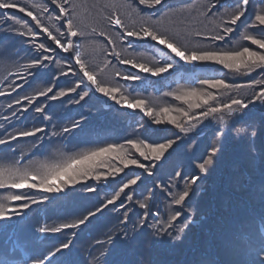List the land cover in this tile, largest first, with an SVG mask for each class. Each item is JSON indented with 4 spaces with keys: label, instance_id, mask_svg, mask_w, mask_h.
<instances>
[{
    "label": "trees",
    "instance_id": "1",
    "mask_svg": "<svg viewBox=\"0 0 264 264\" xmlns=\"http://www.w3.org/2000/svg\"><path fill=\"white\" fill-rule=\"evenodd\" d=\"M214 3L217 7L212 8ZM237 3L238 0H162L159 5L148 6L140 4L139 0H68L65 5L64 0H55V3L53 0H19L17 8L0 9V140L7 141L0 144V168L5 169V175L17 167L34 169L41 163L56 162L61 159L60 153L79 154L108 143L124 144L128 158L156 165L149 175L137 165L125 168L114 159L112 164L123 169L115 177L100 180L89 177L61 193L28 187L0 188V202L11 206L29 203L28 209L19 216L13 215L7 222L11 230L0 229V263L31 264L33 258H43L62 243H71L79 264H104L103 254L109 247L112 251L108 259L112 264L121 261L128 264H236L242 259L238 236L244 237L245 245L253 252L259 247L258 229L260 217L264 216V193L261 191L264 185V102L251 101L262 86L255 82L264 80V70L236 73L221 65L194 66L176 58L173 63L177 64V71L189 73L201 67L221 71V75L187 82L174 79V72L163 74L162 78L141 73L143 83L125 81L122 76L115 75L116 71L122 74L138 71L131 65L121 64L117 53L121 58L152 65L162 58L158 49L170 51L156 42L136 41L131 37L121 40L124 29L112 23L116 17L128 30L149 26L166 33L181 50L213 49L215 46V50L249 47L264 52L250 40L243 39L244 35L264 38V26L253 24L255 15L264 10V0H249L247 11L233 26L230 17L238 10ZM60 6L67 7V18L74 20L77 36L67 35ZM20 7L25 11L21 12ZM29 11L40 24L28 16ZM17 19L20 24L15 23ZM221 24L235 30L229 34L230 38L213 41L212 35L222 33ZM29 28L34 36L28 34ZM44 28L58 37L61 44L71 39L87 69L99 82L109 86L124 85L131 96L149 101L150 107L183 108L195 115L199 110L189 109L187 102L167 93L180 86L218 92L201 85L200 81L224 79L230 85L241 87L225 92L219 99L224 103L232 98L245 99L250 102L249 109L235 123L229 121L231 129L222 137L217 133L227 130L228 125H219L213 119L202 121L198 129L187 135L179 133L166 121L157 125L140 110L121 107L96 92L80 72L73 58L75 52L70 56L63 51ZM57 28L65 35L61 36ZM129 42L134 46L129 47ZM39 44H44L45 49H40ZM48 56L52 59H44ZM33 60L42 63L28 67ZM69 88L76 91L69 92ZM46 89L51 91L46 92ZM60 91H64L65 96H58ZM41 92L45 95H38ZM84 92L88 95L81 100ZM38 108L42 111L37 112ZM171 114L181 117L176 111ZM181 120L183 122L182 117ZM77 122L82 125L80 130L73 128ZM249 123L251 127L247 126ZM237 128L246 130L237 135ZM35 129L41 131L34 136L17 135ZM65 129L71 131L65 132ZM253 131L256 133L254 142L250 135ZM129 139L153 144L174 139L176 143L161 161H145L126 144ZM212 148H217L218 152L207 166L208 170L201 173L198 164L208 158ZM98 171L107 172L108 169ZM137 176L140 177L137 184L125 188L115 202L107 204L86 224L58 233L39 231L41 227L50 229L82 219L88 212L106 204L129 179ZM192 176L200 177L196 184L188 183ZM186 186L189 197L181 205L174 204L173 200ZM9 194L24 195L37 203L29 200L8 202L4 198ZM140 202H145L147 207L141 208ZM176 211H181L182 215L177 221H171L170 216ZM145 213L148 214L146 224L141 230L139 222L145 218ZM125 214L127 223H124ZM186 222L188 227L180 233L178 230ZM152 225L156 227H150ZM134 228L137 230L135 240L124 244L120 237L125 232L132 236ZM109 238L115 243L110 245Z\"/></svg>",
    "mask_w": 264,
    "mask_h": 264
},
{
    "label": "snow or ice",
    "instance_id": "2",
    "mask_svg": "<svg viewBox=\"0 0 264 264\" xmlns=\"http://www.w3.org/2000/svg\"><path fill=\"white\" fill-rule=\"evenodd\" d=\"M55 3V0H53ZM65 5H67L68 0H64ZM140 4H146L148 6H155L162 3V0H139ZM249 0H238L237 8L234 14L230 17L231 25L235 26L240 18L247 11V5ZM19 6V0H0V9H13ZM75 7V6H74ZM212 8L217 7V4H212ZM21 12L25 11L24 7H20ZM60 12L65 17L64 22L67 27V35L69 37L77 36V31L74 29V20L67 18L68 9L66 6H60ZM28 16L36 20L37 24H40V21L37 17L33 16V13L29 11ZM75 15V13H73ZM13 19H15L13 17ZM59 19V17L57 18ZM111 19V18H110ZM15 23L20 24V20H15ZM112 23L120 26L124 29V32L120 35L121 40H126L131 37L136 41H151L156 42V45H163L165 49L170 51H165L162 49L163 56L160 61H156L154 64L150 65L148 62H139L135 59L121 58L120 54L117 53V59L121 64L131 65L132 68L137 69L136 72H131L127 74H122L120 71H116L115 75L117 77L123 78L125 81H139L143 83L144 77L141 76V73L149 74L151 77L162 78L163 74L171 75L173 72L177 71V64L173 63L176 58H179V61L184 62L189 65H199L203 63H213L221 65L224 69L233 70L236 73L244 72L246 74H251L257 69L264 70V52L253 51L249 47H242L239 50H215L213 49H204V50H181V47L170 39L166 33H162L152 27L144 26L139 30L132 29L128 30L125 28L122 20L119 17H116L112 20ZM254 25L264 26V10H261L255 15L253 21ZM24 27H27L25 24ZM222 28V33H218L211 36L213 41H224L226 37L230 38L229 34L232 33L235 29L234 27H228L224 24L219 26ZM44 32H47L49 37L56 41V44L62 48L63 51L69 52V55H72V52H75V62L79 65L80 72L83 73V76L87 78V81L94 86L95 91L103 94L117 105L121 107H126L128 109L140 110L144 116L151 117L152 122L159 125L165 121L174 125L176 129L179 130V133L187 135L192 132L194 129H198V126L202 121L213 119L218 121L219 125H228V129L224 132H218V136L226 135L228 130L231 129V123H235L237 120L244 117L245 113L249 109V103L245 99L241 98H232L227 103L222 102L219 97L223 96L225 92L232 90L233 88H238L241 86L230 85L224 79H203L200 81L201 85H207L211 89H217L218 92L208 91L204 88L197 87H184L180 86L177 90L167 93L169 96L175 97L176 100L184 101L188 103L189 109H197L195 115H191L189 111H185L183 108L172 109L170 107H150L149 101L145 99H140L133 97L129 94L128 88L124 85L117 84L115 86H109L102 82H99L96 77L90 72L85 62L81 57V52L78 50V47L73 44L72 40L69 39L66 44H61L60 39L56 36H53L52 33L47 29H43ZM57 32L61 36L65 33L60 32V29L57 28ZM29 35H35L34 32L29 28ZM103 35V33H101ZM243 39L250 40L253 45H258L260 49H264V38H255L251 35H244ZM111 43V40L109 41ZM156 45H153L155 47ZM134 45L129 42V47ZM40 49H45L44 44H39ZM71 50V51H70ZM125 52L127 49L124 50ZM174 54V55H173ZM46 60H51L52 57H45ZM41 60H33L31 65L28 67H34L41 65ZM59 63V61H57ZM256 84L262 85L260 90L252 97V103L259 100L264 102V80L255 82ZM252 87L254 85H248ZM79 87V83L77 85ZM51 89H46V92H50ZM69 92L76 91V89L69 88ZM38 95H45V92L38 93ZM88 93L84 92L81 94L80 99L83 100ZM58 96H65L64 91H60ZM35 97H33L34 99ZM56 99L57 97H52ZM191 101H196L195 103ZM31 103V101H29ZM37 112L42 111L38 108ZM176 111L181 114V117L172 115L171 113ZM231 121V123H229ZM251 127L249 123L247 125ZM82 125L77 122L73 125V128L80 130ZM141 129L146 132L144 125H141ZM246 129L237 128L236 134L239 135L243 133ZM41 131V129H35L33 132H21L17 135L19 136H29L35 135L36 132ZM65 132L71 131V129H65ZM179 133L176 134V140L180 139ZM251 138L254 142L255 140V131L251 134ZM16 137H10V139H15ZM174 139H167L163 143H145L143 140L137 142L136 140L129 139L126 141L127 145H130L134 148L140 157H143L145 161H161L162 157L165 156V153L172 148L176 143ZM7 141L0 140V144H5ZM254 147V143H253ZM218 152L217 148L210 149L208 158L204 159L202 163L198 164V168L201 173L208 170L207 166L212 164L213 156ZM61 159L53 163H41L36 168H14L9 170L8 174L5 175V169L0 168V188H11V189H21L23 187L33 188V189H42L47 192H57L61 193L66 188L70 189L72 186L76 185L80 181L85 180L86 178H94L100 180L102 178L107 179L109 176L115 177L117 173L123 171L120 167H115L112 164V160L118 159L124 167L129 165H137L139 168L144 169L149 175H152L151 168L156 166L146 165L140 163L138 159L128 158V153L124 144H113L108 143L107 146H100L92 148L88 151H84L79 154L74 155H64L63 153L59 154ZM106 168L107 172L98 171L99 169ZM177 175H181L177 173ZM140 179L137 176L135 179H129L126 184L117 191L115 195L111 197V200H108L106 204L101 205L100 208H97L95 211L88 212L82 219H77L74 223L68 224L63 223L59 227L45 228L41 227L39 231L58 233L63 229L67 228H78L81 225L86 224L90 217H94L96 213L100 212L102 209L107 207V204H112L120 197L121 192L125 188H128L129 185L137 184V181ZM200 179L199 176H192L189 184H196ZM35 181V182H30ZM59 182V183H57ZM89 191H94V189H89ZM261 191L264 193V185L261 186ZM190 193L188 187L186 186L184 191L181 192L178 198L173 200V203L176 205H181L182 202L186 201V198L189 197ZM132 197L129 196V199ZM8 202H16L21 200H29L31 203H37L35 200H31L30 197L24 195L9 194L4 198ZM123 207V205H122ZM140 207H147L145 202H140ZM29 208V203H20L18 206H11V204H6L0 202V221L5 222L0 224V229L4 231L11 230L8 221H10L13 215L19 216L24 209ZM141 218L139 225L142 230L146 224V216ZM181 211H176L174 215L170 216L171 221H177L181 217ZM261 226L258 229V240L259 247L253 252L250 247H247L244 243V237L238 236V239L241 241L238 247L242 251V259L236 262V264H264V216L260 217ZM124 223H127V214H125ZM155 228L156 225L150 226ZM188 227L187 222L183 225L178 231L183 233ZM136 229L134 228L132 236H129L127 232L123 234L120 239L124 244H130L135 240ZM172 239H178L179 237H171ZM102 243L100 241L97 242ZM108 243L114 244L115 241L112 238H109ZM112 249L109 247L108 251L104 255V264H112L108 259ZM59 257V259H57ZM53 260L56 261V264H79V261L76 259V255L73 251L71 243H62L59 247L55 248L53 251H49L43 258H33L31 264H53ZM119 264H128L127 261H121Z\"/></svg>",
    "mask_w": 264,
    "mask_h": 264
},
{
    "label": "bare ground",
    "instance_id": "3",
    "mask_svg": "<svg viewBox=\"0 0 264 264\" xmlns=\"http://www.w3.org/2000/svg\"><path fill=\"white\" fill-rule=\"evenodd\" d=\"M200 73H201V74H207L208 71H201ZM177 74H178V76H184V74H182V73H180V72H178ZM189 75H190V74H189ZM189 75H187V79H191V77H189ZM185 78H186V77H185Z\"/></svg>",
    "mask_w": 264,
    "mask_h": 264
},
{
    "label": "rangeland",
    "instance_id": "4",
    "mask_svg": "<svg viewBox=\"0 0 264 264\" xmlns=\"http://www.w3.org/2000/svg\"><path fill=\"white\" fill-rule=\"evenodd\" d=\"M179 59V58H178ZM177 72H179V71H177ZM176 75H177V73H176ZM193 76V75H192ZM191 75H189V77H192ZM186 78H187V76H186ZM142 115H143V113H142ZM0 264H8V263H0Z\"/></svg>",
    "mask_w": 264,
    "mask_h": 264
}]
</instances>
